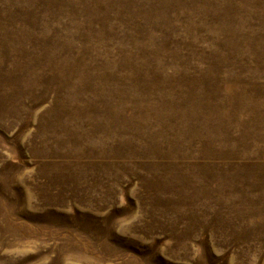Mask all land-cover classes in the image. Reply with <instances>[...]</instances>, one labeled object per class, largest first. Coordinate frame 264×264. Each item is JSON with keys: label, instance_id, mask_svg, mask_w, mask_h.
I'll return each mask as SVG.
<instances>
[{"label": "rangeland", "instance_id": "374dc122", "mask_svg": "<svg viewBox=\"0 0 264 264\" xmlns=\"http://www.w3.org/2000/svg\"><path fill=\"white\" fill-rule=\"evenodd\" d=\"M0 264H264V0H0Z\"/></svg>", "mask_w": 264, "mask_h": 264}]
</instances>
